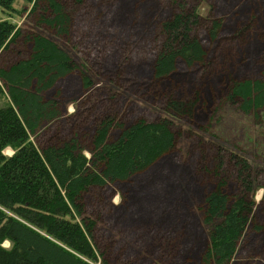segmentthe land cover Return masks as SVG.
Instances as JSON below:
<instances>
[{"label":"trees","instance_id":"16d2710c","mask_svg":"<svg viewBox=\"0 0 264 264\" xmlns=\"http://www.w3.org/2000/svg\"><path fill=\"white\" fill-rule=\"evenodd\" d=\"M205 1L142 2L143 17L161 11L159 17L152 16L150 26L156 29L148 42L152 54L147 75L151 80L169 78L179 63L188 67L205 63L204 41L216 42L224 30V19L199 15L197 5ZM120 4L112 6L117 12L110 21L129 23L119 11ZM0 9L7 17L0 19V94L5 98L0 105V264H144L148 254L143 250L150 253L151 246L157 248L153 253L157 259L149 264H171V252L178 246L173 240L179 236L175 233L173 240L164 238L176 228L168 224L172 215L167 209H153L141 219V223L147 222L143 230L153 232L152 245L135 255L131 248L113 253L108 244L106 251L99 248L97 221L84 203L94 190L126 184L169 155L175 148L170 121H147L143 116L127 121L117 108L100 107L89 119L66 120L69 129L59 128L66 117L59 82L78 74L81 88L87 90L93 78L83 66L97 77L93 63L79 65L58 43L38 33L25 36V46L17 44L22 31L10 19L39 10V25L60 39L72 27L71 12L61 0H0ZM243 30L237 34L242 35ZM142 66L128 67L125 74L136 78ZM256 71L232 83L227 101L238 100L239 110L259 122L264 114V65ZM103 79L109 88H118L110 79ZM196 103V98L171 97L164 110L174 118H189ZM7 148L13 151L9 157L3 153ZM217 149L213 182H197L199 190H191L190 218L198 222L201 236L193 253L181 250L183 256L177 257V264H236L244 241L259 232L255 219L259 210L264 211V171L253 170L245 158L227 153L221 146ZM259 179L261 183H257ZM230 186L235 188L233 193ZM259 189L263 195L256 204L254 196ZM177 207L178 211L181 206ZM122 223L130 224L127 219ZM4 243L9 247L4 248ZM261 248L264 254V243Z\"/></svg>","mask_w":264,"mask_h":264},{"label":"rangeland","instance_id":"374dc122","mask_svg":"<svg viewBox=\"0 0 264 264\" xmlns=\"http://www.w3.org/2000/svg\"><path fill=\"white\" fill-rule=\"evenodd\" d=\"M61 1L71 12L72 27L69 34L60 39L43 28L42 24L39 25L42 16L39 10L33 14L13 15L10 19L22 31L17 44L25 46L24 37L38 33L58 43L79 65L84 61L88 65L93 63L91 68L97 77L83 66L89 77L93 78V84L87 90L81 88L78 74L59 82L58 89L66 109V117L58 125L59 128L67 130L74 120L80 122L89 119L91 112L100 107H110L117 108L127 121L140 116L147 121L167 119L175 134L174 150L148 171L132 177L126 184L110 185L86 196L84 203L87 213L97 221L99 248L106 251L108 247L105 245L108 244L112 253L122 248L121 251L131 248L135 255L140 253L144 246L152 245L150 235L153 233L148 234L143 230L142 226H146L147 222L141 223V219L148 217L153 209H167L172 218L178 215L176 222L170 216L167 219L169 225L176 226V230L167 232L164 237L168 241L173 240L176 234L179 236L177 241L173 240L178 246L171 252V264H177L178 258L183 256L181 250L193 253L194 243L201 236L198 222L190 218V206L194 200L191 190H199L197 182L203 185H207L208 181L213 182L217 147L221 146L227 153L245 158L253 170L264 171V114H260L259 122H256L252 115H245L239 110L238 100L227 101L232 83L251 77L264 65V0H206L199 3V15L224 19V30L216 42L204 41L207 52L205 63L193 67L179 63L172 76L160 81L148 77L147 65L152 54L148 42L156 31L150 28L152 16L159 17L161 11L157 10L152 16L147 13L143 17L140 8L145 0H124L122 3L120 0ZM151 1L161 4L165 0ZM116 4H120L121 9L126 7V10L119 11L123 12L122 17H128L129 23L110 21L117 12L116 9L112 10ZM40 7L45 10L44 5ZM6 18L0 9V19ZM240 29L245 31L242 35L237 34ZM140 65L143 68L136 78L125 74L128 67ZM116 67L118 69L115 70ZM103 78L110 79L118 88H109L111 85ZM171 97L176 100L196 98L197 103L189 118H174L165 112L164 104ZM4 101L0 94V105ZM3 153L9 157L13 151L7 148ZM260 179L257 183H261ZM234 190L233 186L229 187L230 193ZM262 195L263 190H257L254 196L256 204L260 203ZM178 204L181 207L177 211ZM139 213L143 217L132 218ZM125 219L130 224L124 225L122 221ZM255 226L259 232L244 241L236 264H264L261 248L264 243L262 209L256 214ZM3 247L8 248L9 244L4 243ZM156 251V246H151L150 253L143 250L148 254L147 262L143 263L149 264L157 259L153 254ZM185 257L192 259L190 255Z\"/></svg>","mask_w":264,"mask_h":264}]
</instances>
